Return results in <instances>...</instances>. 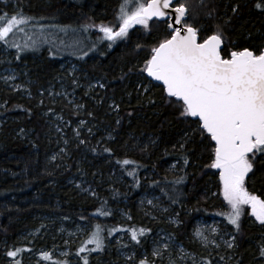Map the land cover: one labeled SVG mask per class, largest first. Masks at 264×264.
I'll list each match as a JSON object with an SVG mask.
<instances>
[{
  "label": "trees",
  "instance_id": "16d2710c",
  "mask_svg": "<svg viewBox=\"0 0 264 264\" xmlns=\"http://www.w3.org/2000/svg\"><path fill=\"white\" fill-rule=\"evenodd\" d=\"M15 1L16 9L12 3L0 2V15L7 13L10 16L22 10L26 16L47 27L79 29L82 37H85L84 25L116 24L123 3V0ZM192 3L194 7L186 6L189 10L187 23L200 29L201 38L212 35L220 25L224 33L221 51L224 58L229 57L232 49L264 48V9L255 7L256 3L264 4V0H193ZM237 6L233 13V7ZM87 31L91 34L90 47H87L89 55L74 59L86 74L104 85L102 89H96L105 96L101 106L89 102L85 89L72 84L71 79L59 70V60L65 55L50 57L43 48L24 54L21 59L32 62L33 55L40 59L32 67L34 88L52 78H66L79 97L86 101L87 112L93 119L110 125L113 137L95 145V140L85 135L84 144L69 147L70 157L63 156L65 166L50 167L48 156L54 142L47 135L48 125L43 116L44 107L39 105V96L34 92L31 98H22L9 89L0 90V100L6 102L5 107L0 108V117L5 119L0 128V262L3 264L9 257L7 252L17 248L35 251L49 247L57 233L54 219H59L65 223L82 222L89 229L79 243L72 245L79 256V264H83L85 256L88 264H118L121 258L114 239L120 232L131 234L128 231L131 228L146 230L135 244L137 255L142 249H149V237L162 228L175 233L189 251L198 258L210 260L211 264H215L216 259L224 264H264V257L260 255V249L264 247V225L252 220L246 207L239 230L230 224L236 240L224 254L205 253L192 239L197 219L227 220L221 213L230 209L222 196L219 169L209 167L214 143L198 131L197 120L182 117L180 103L168 97L164 87L153 83L142 71L151 56V49L169 35L167 22L153 19L146 31L131 28L125 43L120 40L109 47V41H106L99 49H94L93 45L100 41L102 33L96 31V27ZM111 101L118 108L115 106L110 110ZM20 130L32 131V134L22 136L18 133ZM185 157L187 165L183 162ZM125 159L136 163L124 165ZM174 163L178 170L171 169ZM253 164L246 186L250 192L264 198V155H257ZM114 167L124 171L131 184L129 192L116 182L118 189L115 192L102 190L99 175L110 174ZM129 172L135 175L130 176ZM73 174L95 179V185L100 187V198L80 193L69 184ZM181 177H184L183 181L176 183ZM147 188L167 200L179 214V225L141 216L139 200ZM123 208L130 219L121 216ZM101 212L110 215H101ZM97 225L102 229L103 249L96 250L99 252L97 257L96 251L78 254V249ZM49 226L50 232L42 234ZM32 229H38L33 236L20 237ZM87 248L92 249L94 245L89 244Z\"/></svg>",
  "mask_w": 264,
  "mask_h": 264
},
{
  "label": "snow or ice",
  "instance_id": "6c2138e0",
  "mask_svg": "<svg viewBox=\"0 0 264 264\" xmlns=\"http://www.w3.org/2000/svg\"><path fill=\"white\" fill-rule=\"evenodd\" d=\"M255 7L264 9V4L256 3ZM237 9L238 6L233 7V13ZM188 11L181 0H147L146 3L142 0H123L116 24H87L83 26V30L98 28L103 34L100 40L109 41L111 47L116 41L125 39L129 30L136 25L147 29L153 18L161 20L169 17L172 20L167 23L169 35L151 49V56L145 62L142 71L154 80L162 81L167 96L175 98L180 103L181 116L197 118L198 131L214 142L211 149L213 158L209 167L219 169L222 196L230 209L221 215L226 216L228 222L238 231L243 209L248 206L251 215L264 225V198L253 194L246 186L249 174L253 172V161L257 155H264V48L232 51L226 59L221 54V46L224 43L223 28L217 25L212 35L201 38L200 29L186 21ZM46 31L44 24L26 16L22 10L10 16L7 13L0 15V42L17 49L16 59L20 58L19 53L48 42ZM60 31L66 32L67 29L61 28ZM17 35L23 38V44L16 41ZM84 55H87V52H84ZM6 79L13 80L15 77L10 76ZM100 87L103 88L104 85L101 84ZM76 107L80 108L83 105ZM80 124L84 125L85 121H80ZM76 134L79 135L78 130ZM183 162L187 165L186 157ZM122 163L132 165L136 162L125 159ZM128 175L132 176L135 173L129 172ZM183 179L184 177L179 178L176 183H181ZM100 214L110 215L109 212ZM128 231L131 233V239L139 243V237L143 236L146 230L131 228ZM211 231L216 233L215 228ZM101 232L102 229L97 225L78 249V254L102 250L104 242ZM195 235L205 246L211 243L217 248L220 247L215 239L209 241L201 230H197ZM234 241L233 236L232 240L224 243L227 248H232ZM89 244L95 247L88 249ZM167 249L168 244L165 243L162 248L154 249L152 255L162 256L163 250ZM25 250L17 248L8 251L7 256L16 258ZM260 255L264 257V247H261ZM41 256L45 260H52L51 253L42 252ZM178 259L180 261L185 259L183 249ZM221 259L223 260V257ZM15 264L21 262L15 260ZM52 264H61V261H52ZM83 264H88L86 256L83 258ZM139 264L150 262L145 257ZM170 264H175V261L170 260ZM207 264H211V261H207Z\"/></svg>",
  "mask_w": 264,
  "mask_h": 264
},
{
  "label": "rangeland",
  "instance_id": "374dc122",
  "mask_svg": "<svg viewBox=\"0 0 264 264\" xmlns=\"http://www.w3.org/2000/svg\"><path fill=\"white\" fill-rule=\"evenodd\" d=\"M0 2L3 4L12 3L13 8H18L15 0H0ZM146 2L147 0L145 3ZM181 2L185 3L187 7L191 5L195 6V4L192 3L193 0H181ZM198 4L200 5L201 3ZM136 27L146 31V29L141 25H137L133 28ZM61 28H66L67 31H60ZM46 29L48 42L40 43L35 48L19 53V59H16L18 54L17 49L8 47L0 42V90L9 89L14 93L19 94L22 98H31L32 95H34V92H36V95L39 96V105L44 107L43 116L45 117V121L48 125L47 135L49 136V139L54 142L52 144V151L48 156L49 166L63 167L65 164L62 162V158L64 155L65 157L69 156V147L74 146L76 148L77 145L84 144L81 143V141L85 142V135H87L89 139H94L95 145H98L102 144L104 140L112 138L114 133L110 125L98 123L93 119L91 113V115H89L87 112L88 106H86V101H83L82 97H79L76 90L65 80L66 78L71 79L72 84H78L81 88H84L85 92L89 94V102L93 103L95 106H101V103L105 102V96H103L101 92L96 91L97 88L102 89L99 81L90 74H86L85 70H83L74 59L75 56H82L81 58H86L89 55V53L84 55V52H89L87 47H90V32L85 31V37H82L79 29L74 27L61 26L59 28L46 26ZM73 30L76 31L74 32ZM96 31L99 32L98 28H96ZM127 37L123 39L124 43L127 41ZM15 39L18 43L23 44L24 42L23 38L19 35H17ZM77 41L80 43L77 44ZM106 41L107 40H100L96 43V45H93L95 47L94 49H99L106 43ZM119 41L120 40L116 42L118 43ZM115 43H113V45ZM43 48H46L47 55L50 57L55 55L66 56L65 58L59 60L58 67L59 70L65 73L66 78L60 79L61 77H55V80L52 78L41 87L34 88L35 76L32 67L37 64V61H40V59H38L37 55L32 56V59L34 60L32 62L22 61L21 58L24 54L37 52ZM230 51L234 50L232 49ZM10 76H14L15 79L7 80L6 78ZM41 101H43V103H41ZM69 101H72V103H69ZM5 105L6 102L0 100V108H4ZM77 105H83V107L77 108ZM115 106L116 103L114 101L109 102L110 110ZM4 120V118L0 117V128ZM80 121H85V124L81 125ZM89 129H91V132H89ZM77 130L79 131V135L76 134ZM18 133L22 136L25 135L26 137H30L32 131L28 132L20 130ZM54 156L56 159H53ZM171 169L178 170V165L174 163L171 166ZM99 176L101 178L99 183L102 184L101 188L103 191L108 193L115 192L118 189L116 183H120L127 189L128 192L130 190L131 184H129V181L125 178L126 176L124 171L120 168L114 167L112 168L110 174ZM94 180L88 179L87 175L86 177H77V175L73 174L69 177L68 183L73 185L80 193L100 198V187L95 185ZM218 192L219 191H217V194ZM93 193H95V195H93ZM214 194H216V192H214ZM148 201H151L152 203L149 204ZM139 205L142 217L156 221L165 219L175 226L180 224L179 214L173 211L171 205L166 199H164L161 195L154 193L151 189L147 188V190L141 195ZM245 207L249 210L251 215L250 207ZM224 208H226V204H224ZM121 216L124 219H130V215L124 208L121 211ZM251 218L252 220H255V217L252 215ZM54 220L57 222L54 224L56 226L57 233L56 237H54V241L49 245V247H41L39 250L35 251L26 250L25 252H21V254H19L16 258L8 257L4 260L3 264H15V260H19L21 264H52V261L56 260L61 261V264H64V262H66V264H79V256L73 251L72 245L79 243L89 229H87L86 224L82 222H75L72 220L65 223L59 219ZM213 228L216 229V233H212L211 229ZM197 230L203 231L209 241L215 239L220 247L217 248L211 243L205 246L195 235ZM37 231L38 229L27 230L23 232L20 237L24 239L25 237L28 238L33 236V234ZM48 232H50V226L45 229L42 234H46ZM233 236L235 237V234L230 227V223L226 219L207 220L199 218L196 220L195 228L192 232V239L205 253L218 252L220 254H224L226 249H228L224 241L232 240ZM114 240L117 254L121 258V261L118 264H139V261L145 257H147L151 264H153V262L154 264H159V262L170 264V260L175 261V264H207V260L198 258L195 253L189 251L187 247L177 239L175 233L166 231L162 228H158L149 237V249H142L138 255L136 254V242L131 239V234L128 232L118 233ZM165 243L168 244V249L163 250V255L153 257V250L162 248V245ZM181 249H183V253L185 254V259L183 261L178 259L181 254ZM42 252L51 253L52 260L43 259L41 256ZM98 253V251L95 252L96 257ZM129 257H132V259L130 260ZM0 264H2V262H0ZM215 264L224 263L221 260L216 259Z\"/></svg>",
  "mask_w": 264,
  "mask_h": 264
},
{
  "label": "water",
  "instance_id": "95a60500",
  "mask_svg": "<svg viewBox=\"0 0 264 264\" xmlns=\"http://www.w3.org/2000/svg\"><path fill=\"white\" fill-rule=\"evenodd\" d=\"M187 17H188V15H187ZM187 17H186V19H187ZM153 19H156V18H153ZM173 19H174V17H173ZM162 21L163 20H168V22H172V20H170L169 19V17H165V18H163V19H161ZM224 48V43H223V45L221 46V50ZM227 59V58H226ZM145 74H146V76L152 81V82H154V83H156V84H159V85H162L163 86V82L162 81H156V80H154L153 78H151V77H149L148 75H147V73L145 72ZM164 87V86H163ZM192 119H194V120H197V118H193V117H191ZM214 143V142H213Z\"/></svg>",
  "mask_w": 264,
  "mask_h": 264
},
{
  "label": "flooded vegetation",
  "instance_id": "af4514ba",
  "mask_svg": "<svg viewBox=\"0 0 264 264\" xmlns=\"http://www.w3.org/2000/svg\"><path fill=\"white\" fill-rule=\"evenodd\" d=\"M168 23V20H165Z\"/></svg>",
  "mask_w": 264,
  "mask_h": 264
}]
</instances>
